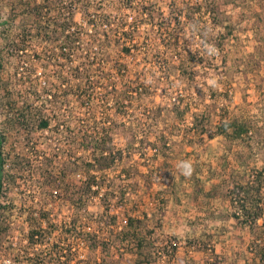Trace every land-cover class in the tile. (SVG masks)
<instances>
[{"label":"rangeland","instance_id":"1","mask_svg":"<svg viewBox=\"0 0 264 264\" xmlns=\"http://www.w3.org/2000/svg\"><path fill=\"white\" fill-rule=\"evenodd\" d=\"M195 1L189 0V4L194 5ZM216 1L221 22L204 21L211 39L208 45L190 29L191 23L179 18L171 23L185 43L184 47L178 45L179 53L161 49L157 54L156 34L151 28L154 26L148 22L139 23L135 35L139 43L131 56H117L115 45L106 47L109 55H105L109 57L105 56L107 61L93 74L96 72L110 84L115 77L111 58H119L127 67L124 84L130 85L131 92L133 86L138 87L141 94L125 95V111L113 112L101 104L104 101L111 105L115 97L112 88L95 84V117L99 119L100 109L111 112L108 121H123L127 130H120L119 126L104 133L106 146L121 148V157L105 171L91 169L100 179L98 192L79 198L77 185L86 175L80 162L91 155L83 146L79 130H61L60 126L56 130L53 124L66 116L76 124L88 115L87 108L78 104L73 90L67 95L61 93L67 84L63 78L70 73L67 62L54 56L61 31L56 29L51 42L43 41V31L36 33L34 16L28 14L27 5L43 3L47 7V12H41L43 19L53 22L63 19L69 8L72 26L80 31V25L87 27L83 20L87 16L85 4L114 14L117 0H0L2 81L13 99L23 84L34 80L44 83L46 86L38 95L22 91L18 98H28L32 106L45 100L49 112L51 108L50 128L30 130L26 139L24 129L6 123L7 109L1 104L4 89L0 90V127L7 131L3 146L11 154L28 158L19 168H11L8 163L3 167L4 174L11 172L14 178L5 180L2 187V217L9 225L0 235V264H34L32 257L36 252L48 260L46 252L51 244L60 250L59 261L63 252H68L66 264H243L249 241L247 229L233 217L234 207L223 195L230 174L242 172V166L235 155V144L228 147L220 135L208 134L222 112L227 117L245 119L249 132H256L254 160L264 169V0ZM68 2L70 7L66 8ZM183 2L179 0L177 9L184 6ZM156 4L164 12L170 9L165 0H157ZM84 35L87 36L85 30L83 38ZM51 44L54 55L46 62L43 54L49 52L46 49ZM93 49L97 51L99 46ZM187 55L189 66L186 63L185 68L178 67V58ZM162 58L172 65L162 69L154 63ZM15 72L25 75L26 83H19L20 75ZM68 79L74 80L71 76ZM116 85L119 87L120 82ZM183 108L178 115L176 109ZM201 113L208 115L209 121L199 122ZM76 116L79 119H72ZM44 156H52L53 166L49 169L53 172L58 173L62 167L58 183L51 188L42 184L41 169L47 168ZM67 159L70 162L62 161ZM184 161L193 166L190 176L183 174L180 167ZM125 168L132 170L133 175H126ZM211 182L217 183L218 189L208 193ZM104 190L109 192L105 197ZM261 191L264 198V182ZM84 208L90 221L85 230L94 235L91 244L83 240ZM72 216L76 227L67 232ZM126 216L139 219L138 235L143 240L140 254L150 260L148 263L137 261L131 231H118L127 229ZM31 227H39L43 238L36 249L26 244V233ZM51 257L48 264L54 261Z\"/></svg>","mask_w":264,"mask_h":264},{"label":"trees","instance_id":"2","mask_svg":"<svg viewBox=\"0 0 264 264\" xmlns=\"http://www.w3.org/2000/svg\"><path fill=\"white\" fill-rule=\"evenodd\" d=\"M165 1L167 6H170L169 11L166 12L157 6V0H117L114 4V7L116 8V12H114V14L100 10L96 5L85 4L84 9L87 16L83 20L84 23L87 24V27L84 28L80 25L78 27V29L82 28L80 31L72 26V15L69 12L70 9L68 8L70 7L69 2L68 4H65V7L68 8L67 14L59 22L49 21L48 18H45V20L43 19L44 15L41 12H47V7L45 8L43 3L33 2L27 5L28 14L34 16L33 21L35 23L36 33L39 34L43 31V34H41L40 37L43 41L51 42L56 35L54 34L56 29L58 28L61 31V40L58 45L57 53L54 55V46L51 44L48 47L49 50L46 49V51L49 52L43 54V58L46 59V62H49L54 55L55 58L67 62L68 71L70 73L65 75V78H63L67 84L66 87L60 89L61 93L67 95L73 90L72 92L74 96L78 99V104L87 108L86 111L88 115L80 118V121L78 122L79 124H75L73 120L71 122L69 116L61 119L59 118L60 120L57 119L53 124V128L56 130L59 129V126L62 128L61 130H79L82 134L83 146L88 149L87 152L91 155L89 159L86 158L80 162V166L86 175L77 185L79 198H86L91 193L95 194L98 192L100 179H96V174L90 172L91 169L105 171L110 167L116 158L121 157V148H112L113 146L110 145L106 146L105 136H103L104 133L119 126L121 127L120 130H127V126L123 121L117 122L114 119L108 121V116L111 112L100 109L99 119L95 117V113L92 110L94 105L92 104V99L95 84L99 82L102 87L110 85L112 88L115 97L111 105L107 106L108 104H105L104 101H101V104L104 108H109L113 110V112L125 111V95H135L136 97H139L141 94V90L138 87L133 86L134 88L131 92V88H128L130 85L128 86V84H124L127 67L126 63L120 61L119 58H111L110 67L111 71L115 73V77L110 84L104 82L103 79L101 80L96 72L93 74L95 70L100 68L102 63H105V56L109 57V54L106 52V47L115 45L119 51L117 56H131V52L137 48V44L139 43V37L135 36L138 34V25L142 22H148L154 26V28H151L156 34L155 42L157 45L154 48V51L156 53L161 49H172L177 51L178 45L184 47L185 43L183 42L182 35L176 32V29L173 25H171V23L174 20L178 21L179 18L191 23L190 29L197 35L201 36L205 45H208L211 43V39L205 29L206 26L204 25V21L210 20L213 24L221 22L219 20V9L216 0H196L194 5L189 4V0H184V6L179 9L176 7V4H180L179 0ZM89 7L95 11L93 12L92 10L91 12ZM128 13H130V18L127 17ZM84 30L85 33H87V36L84 35L85 37L83 38L82 33ZM81 38L83 39L81 40ZM96 46H99V50L97 51L93 49ZM147 51L148 50L146 49L144 53ZM106 53L108 55H105ZM74 56H77V62L74 61ZM188 59V55L187 57L180 56L177 61L178 67L182 66L185 68L186 63H188L187 65L189 66L190 62ZM154 63L160 65L162 69L172 65L170 64L172 62L168 61L166 58H162V60L156 59L154 60ZM43 65L46 66L47 63ZM31 70L34 72L35 66L32 65ZM17 73L18 72H15V74ZM26 73L29 75L30 72L27 71ZM17 75H20L18 76V79H20L19 83H26V81L23 80L25 75ZM69 76L74 79L71 80L72 82H69ZM189 77H192L191 73ZM34 81L28 82L27 85L23 84V87L18 89V97L22 91H25L26 94L30 93V95L35 92L36 95H38L39 90L43 91L46 85L44 83L41 84L40 82ZM117 82H120L119 87L116 85ZM1 89H4V93H2L1 97V104H4L7 109L5 113V121L11 127L24 129L26 139L29 137L30 130L35 128H50L51 108L49 112L45 106V100H41L39 104L34 103V106H32V102H30L26 97L11 98V93L7 90L6 84L1 78L0 62V90ZM103 95H106V92H103ZM176 111V113L180 115L184 111V108L180 110L176 109ZM52 117L54 120L55 117ZM100 117L102 118L101 120ZM72 119L77 120L79 118L76 116V118ZM194 119H196L195 116ZM203 119L205 121H209L208 115L201 113L200 119L198 120L202 123ZM196 123H198V121ZM200 129H203V127L201 126ZM248 129L249 123L245 119L240 118L237 115L227 117L224 115V112H222L215 120L213 130L211 131V134H208V136L220 135L228 147H230L232 143L235 144V155L238 157L240 165L242 166V172L234 176L230 174L231 177L227 180L226 189L225 192H223V195L226 196L228 202L230 204L232 203L234 207L232 213L233 217L240 222L241 226H245L247 229L246 232L249 236V241L245 246L243 264H264V198L261 191V187L264 182V169L254 160L255 151L253 150V145L256 132L255 130H250L249 132ZM6 138L7 131L4 130L3 127H0V235L9 225V222H6L5 218L2 217V209L5 206L1 198L3 196L2 187L5 180L11 181L14 178V175L11 172L5 175L3 167L6 163H8L7 165L11 168H19L25 162H28V158L22 155L11 154L8 149H5L3 143ZM108 138L110 137L107 136V139ZM238 142L241 143V146L237 147ZM43 158L47 162V168L41 169L43 175L42 184L47 187L50 185L51 188L58 183V175L62 172V167L57 170L58 173L53 172V170L49 169L53 166L52 156H44ZM62 161L64 163L70 162L68 159ZM133 169L136 168L133 167ZM125 170L126 175L128 176H130L131 173L132 175L134 173L128 168H125ZM217 185V183L211 182L206 192L211 193L212 191L217 190ZM108 194L109 192L104 190L103 197ZM195 196L196 195L194 194V197ZM84 211L86 213V219L84 217L82 225L84 229L82 233H84V235L86 234V236L83 237V240L89 241V244H91L94 235H92V232L89 230H85V227L88 226L90 221L87 219L89 218V215H87L89 212L85 210V208ZM259 219H261V221H258ZM124 222V227H127V229L123 228V230L118 231H131L135 239L133 249L135 251L137 261H144L148 263L150 260H148V258H144L145 255L140 254L143 246V240L138 235L140 226L139 219L126 216ZM75 223L76 218L75 216H72L69 219L66 228L67 232H70L73 229L75 230ZM41 236L42 234L39 227L29 228L26 233V238L28 240L26 244H30L34 249L39 248L36 245H40L42 243L43 238H41ZM52 245L54 246L55 244H51L48 252H46L48 260L44 259V254H42V256H38L39 252H32H36V254L32 257L34 260L33 263L48 264V262L52 260V255L54 256L52 264H66L69 259L68 252H63L61 255L63 258L59 261L60 250ZM24 250L27 252L26 249ZM140 255L143 260L139 258Z\"/></svg>","mask_w":264,"mask_h":264},{"label":"clouds","instance_id":"3","mask_svg":"<svg viewBox=\"0 0 264 264\" xmlns=\"http://www.w3.org/2000/svg\"><path fill=\"white\" fill-rule=\"evenodd\" d=\"M180 167H181V169L183 171V174H185L186 176H190L192 171L194 170L190 161L182 162Z\"/></svg>","mask_w":264,"mask_h":264}]
</instances>
